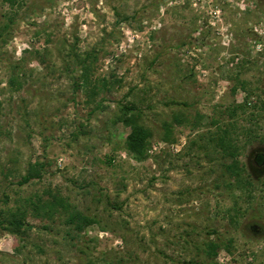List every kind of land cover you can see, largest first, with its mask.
<instances>
[{"label":"rangeland","instance_id":"374dc122","mask_svg":"<svg viewBox=\"0 0 264 264\" xmlns=\"http://www.w3.org/2000/svg\"><path fill=\"white\" fill-rule=\"evenodd\" d=\"M8 22L0 213L26 207L31 228H0V264H208L216 239L232 244L215 263L264 264V0H0V32ZM122 104L152 133L143 162L125 149ZM231 107L238 185L212 140ZM34 163L40 177L19 185ZM48 192L96 223L77 236L33 215L26 201Z\"/></svg>","mask_w":264,"mask_h":264},{"label":"trees","instance_id":"16d2710c","mask_svg":"<svg viewBox=\"0 0 264 264\" xmlns=\"http://www.w3.org/2000/svg\"><path fill=\"white\" fill-rule=\"evenodd\" d=\"M10 7H14L17 0H4ZM11 22V21H10ZM0 32V40L7 39L5 38L4 32H8L10 30V23L3 24ZM9 35V32L7 33ZM92 56L90 54H86L82 60L77 61L79 65L83 64L82 68L84 70V74L82 75L84 82L88 84V62ZM18 77L11 76L9 79L10 86L17 85L18 88H21V83L18 82ZM15 84V85H14ZM99 90V87L96 85L91 87V92L93 95H96ZM236 88L232 90L234 93ZM227 123L223 127L219 128L220 134L212 138L215 141L216 147L221 149V152L224 156H228L231 158V163L226 165V170L230 177H233L234 182L241 184L240 176H241V168L239 167V161H237V155L239 151V147L234 143L232 138V134L236 131L237 127V112L233 107L227 108ZM142 112L133 104H122L119 110V115L117 117V121L120 122L125 127L129 128V133L125 139V149L132 156V158L137 162H143L147 159V153L149 150L150 140L152 138V133L148 127L141 123ZM174 122L179 123V119L177 117L173 118ZM173 125L171 123H164V135L163 140L166 142L174 141L173 133H172ZM249 131V130H248ZM264 154L257 153L252 158V163L256 166V168L263 167ZM42 166L39 163H34L30 170L27 172L25 176L21 178L18 182L19 185L27 184L33 178L40 177V168ZM250 186L249 183H245ZM227 186H231L230 183ZM47 198H37V200L26 201L27 204H30L28 209L31 210L32 214L38 217H44L51 222L55 220H63L66 225L71 226L72 232L74 234L81 235L84 230L96 223L94 218H90L88 216L82 215L75 208L71 206L67 200L62 197L59 193H47ZM28 210L26 207L17 206L14 209H6L0 213V228L5 230L6 232L20 237L24 231L31 228V226L27 223L26 218L28 215ZM250 230L257 233L259 227L257 225H251ZM209 234V233H208ZM232 241H228V243L223 244L216 240H209L204 244L203 254L206 256V262L208 264H217L215 263V257L218 251L224 248L226 251L230 252ZM193 264V262L191 263Z\"/></svg>","mask_w":264,"mask_h":264},{"label":"flooded vegetation","instance_id":"af4514ba","mask_svg":"<svg viewBox=\"0 0 264 264\" xmlns=\"http://www.w3.org/2000/svg\"><path fill=\"white\" fill-rule=\"evenodd\" d=\"M264 159V158H263ZM263 165H264V161H263Z\"/></svg>","mask_w":264,"mask_h":264}]
</instances>
